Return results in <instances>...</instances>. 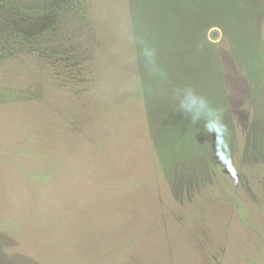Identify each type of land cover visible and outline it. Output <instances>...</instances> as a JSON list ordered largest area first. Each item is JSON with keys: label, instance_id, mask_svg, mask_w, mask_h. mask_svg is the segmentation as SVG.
Instances as JSON below:
<instances>
[{"label": "rangeland", "instance_id": "1", "mask_svg": "<svg viewBox=\"0 0 264 264\" xmlns=\"http://www.w3.org/2000/svg\"><path fill=\"white\" fill-rule=\"evenodd\" d=\"M90 19L81 64L0 65V264H264V11L205 29L208 79L144 77L129 0ZM189 89L221 96L226 156Z\"/></svg>", "mask_w": 264, "mask_h": 264}, {"label": "trees", "instance_id": "2", "mask_svg": "<svg viewBox=\"0 0 264 264\" xmlns=\"http://www.w3.org/2000/svg\"><path fill=\"white\" fill-rule=\"evenodd\" d=\"M93 1L0 0V65L9 58L25 56L43 58L48 63L63 66L75 56L81 64L86 53L85 43L92 36L90 12ZM261 1L129 0L142 75L157 79L196 77L203 69L200 64L207 60L213 63L206 77L215 76L217 59L204 42L205 29L211 24L234 29L255 9L264 11ZM251 2L257 7L251 6ZM250 43L256 45V39ZM151 92L146 97L150 118L155 110H152ZM217 94L212 95L222 110L223 100ZM231 138L228 130L227 136L214 144L216 158L228 154L234 142ZM199 145H194V155L198 153L203 157L211 153L209 148L208 151L199 150Z\"/></svg>", "mask_w": 264, "mask_h": 264}, {"label": "clouds", "instance_id": "3", "mask_svg": "<svg viewBox=\"0 0 264 264\" xmlns=\"http://www.w3.org/2000/svg\"><path fill=\"white\" fill-rule=\"evenodd\" d=\"M189 91V101L191 105L195 108L196 112L206 113L208 119L205 121V129L214 134L218 140H222L228 134V128L222 120V110L221 109H210L208 108V102L202 98Z\"/></svg>", "mask_w": 264, "mask_h": 264}]
</instances>
